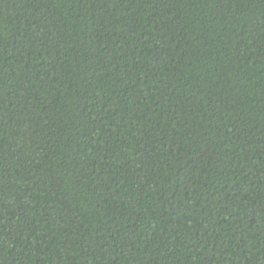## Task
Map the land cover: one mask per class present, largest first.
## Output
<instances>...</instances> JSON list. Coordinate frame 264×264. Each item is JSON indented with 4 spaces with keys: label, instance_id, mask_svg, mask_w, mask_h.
Here are the masks:
<instances>
[{
    "label": "trees",
    "instance_id": "1",
    "mask_svg": "<svg viewBox=\"0 0 264 264\" xmlns=\"http://www.w3.org/2000/svg\"><path fill=\"white\" fill-rule=\"evenodd\" d=\"M0 264H264V0H0Z\"/></svg>",
    "mask_w": 264,
    "mask_h": 264
}]
</instances>
